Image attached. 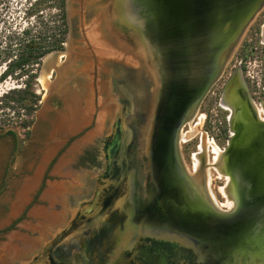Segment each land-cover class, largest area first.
<instances>
[{
  "label": "water",
  "instance_id": "obj_1",
  "mask_svg": "<svg viewBox=\"0 0 264 264\" xmlns=\"http://www.w3.org/2000/svg\"><path fill=\"white\" fill-rule=\"evenodd\" d=\"M263 5L264 0H129L121 26L129 51L126 58L107 62L108 94L101 107L96 101L93 106L94 114L100 108L112 111L104 169L88 213L106 211L110 229H93L75 251L44 264H264V123L250 131L240 128L224 149L231 210H218L194 187L176 142L218 79L222 59ZM66 15V51L59 54L64 60L57 66L52 55L49 73L55 78L48 91L74 109L72 91L67 92L77 81L67 69L73 54L71 0ZM54 113L56 134L66 139L71 132L60 135L58 122L68 112L54 107ZM8 132L16 147L0 193L21 145L18 128L6 126L0 136Z\"/></svg>",
  "mask_w": 264,
  "mask_h": 264
},
{
  "label": "rangeland",
  "instance_id": "obj_2",
  "mask_svg": "<svg viewBox=\"0 0 264 264\" xmlns=\"http://www.w3.org/2000/svg\"><path fill=\"white\" fill-rule=\"evenodd\" d=\"M125 1L71 0L73 35L70 40L73 54L67 69L75 73L77 81L68 86L67 92L72 91L75 104L74 109L64 103L57 108L60 114L68 112L61 115V118L68 117L64 118V128L66 133H71L66 139L59 137L54 128V108L50 106L51 97L46 94L50 73L45 76L46 72H39L37 76L42 77L44 83H34L37 84L33 87L37 107L32 114L20 103L12 101L17 94L3 96L10 89L23 90L30 73L21 78L14 74L0 80V129L17 127L24 142L12 167V178L0 194V264H44L49 257L56 258L75 251L80 240L90 239L93 229H110L106 211L96 215L88 213L94 189L99 185L104 169L102 148L111 109L100 108L94 114L93 106L96 101L101 107L104 95L106 97L104 76L109 69L107 62L112 59L120 61L122 57L126 58L125 53L129 51L125 44L127 40L122 37L126 33L121 27L119 31L122 34L117 29V19L120 26L126 23ZM116 2L118 4L114 6ZM6 64L0 66V75L5 71ZM240 65L250 91L255 93L252 94L254 101L264 100V5L246 26L219 78L198 105L191 123H184L181 127V133H193L186 142L179 143L182 162L189 172L195 173L191 171L193 156L198 152L202 139L208 142L204 159L209 165L205 173L207 175L208 172L209 176V194L219 209L229 210L227 203L234 199L230 177L224 172V155L215 159L211 153V145L224 152L227 140L224 111L218 106L217 89ZM94 81L99 90L96 96ZM67 108L73 110L70 115ZM101 119L103 122L99 123ZM9 153L7 146L0 147V175L4 172ZM89 153L93 154L94 163L87 161ZM222 191L228 194L224 195ZM86 212L88 216L83 215Z\"/></svg>",
  "mask_w": 264,
  "mask_h": 264
},
{
  "label": "flooded vegetation",
  "instance_id": "obj_3",
  "mask_svg": "<svg viewBox=\"0 0 264 264\" xmlns=\"http://www.w3.org/2000/svg\"><path fill=\"white\" fill-rule=\"evenodd\" d=\"M65 10L66 0H0V66L6 63V65H8L10 62H13L15 58L18 59L21 53H25L28 62L23 65V67L26 70L33 69L29 70L30 76L27 80L31 87V91L33 92V87L37 86V84L34 83H38V79L40 78L37 77L39 72H46L45 76H47L49 73V67L53 66V62H51L52 55L56 54L57 56V66H59L64 60V56L60 57L59 54H64L65 52ZM12 54L15 55L13 56ZM243 73V67L240 65L229 74L224 83H222L217 89L219 90L218 106L224 111L223 118L227 128L226 147L228 142L238 135L236 132L240 130V128H245L250 131L249 129L255 124L264 123V100H260L259 102L254 101L252 94L254 95L255 93L250 91V87L246 82ZM49 75L48 85H50L55 78L54 71H50ZM95 88L96 91L99 92L97 84ZM46 94L49 95L48 90ZM212 94L215 95L213 91ZM49 99H51L50 106L52 108L57 107L59 109L63 105V98L61 96L53 95ZM111 111L112 107L110 109V112ZM51 114L52 118L53 112ZM195 114L196 110L187 120V124L191 123ZM62 121H64L63 118H60L58 124H62ZM232 123H235L238 128L232 127ZM58 131L60 133L59 128ZM251 133L252 131L248 134L250 135ZM63 134L64 133L61 132L60 135ZM192 134L193 133L189 135L183 134L180 129L178 137L176 136L178 147L181 141L186 142ZM1 140L7 142H0V147L3 145L10 149L4 172L0 175V182L4 185L8 162L16 147V137L13 133L8 132L0 136V141ZM168 142L169 141L166 138L165 145H168ZM23 143L24 142L21 139L20 150L17 157L21 153ZM206 143L207 147L208 142L206 141ZM212 146L213 145H211V148L213 149L215 146ZM201 148L202 142L198 146V152L193 156V169L191 171H195L196 174L198 172L201 173V176L206 178V184L208 186L209 176L208 172L206 175L205 170L208 168L209 164L205 163V150L202 151ZM215 148L219 152L221 151L220 154L222 153V150H220L219 147ZM224 149L225 148H223V150ZM211 153L215 155L213 150H211ZM220 154L218 156L215 155V159H220ZM17 157L14 159L13 165ZM195 157L199 159L197 167L194 165ZM45 177L46 174L43 176V180ZM11 178L12 175L10 174L8 182ZM3 185L0 186V189Z\"/></svg>",
  "mask_w": 264,
  "mask_h": 264
},
{
  "label": "trees",
  "instance_id": "obj_4",
  "mask_svg": "<svg viewBox=\"0 0 264 264\" xmlns=\"http://www.w3.org/2000/svg\"><path fill=\"white\" fill-rule=\"evenodd\" d=\"M68 33V25H67V15L66 10L64 13V41L66 42V37ZM28 62V59L25 55V53H21L13 62H10L7 65V68L5 71L0 75V80L3 81L7 77H11L15 74L17 78H21L22 76H27L29 73V70L24 69L23 65H25ZM24 89H10L8 92H6L3 96H8L9 94H17L16 98H12V101H16L20 103V105H23V107L27 110L29 114H32L35 111L36 101L37 98L34 96L33 91H31V87L28 84V82L24 83ZM2 96V97H3ZM87 161L94 163V156L92 153H89L86 157Z\"/></svg>",
  "mask_w": 264,
  "mask_h": 264
},
{
  "label": "bare ground",
  "instance_id": "obj_5",
  "mask_svg": "<svg viewBox=\"0 0 264 264\" xmlns=\"http://www.w3.org/2000/svg\"><path fill=\"white\" fill-rule=\"evenodd\" d=\"M118 4V2H116L115 4H114V6L115 5H117ZM128 6H129V0H126L125 1V13H126V9L128 8ZM255 15V14H254ZM253 18V17H252ZM125 21H126V19H125ZM251 21V20H250ZM249 21V22H250ZM127 22V21H126ZM121 24H120V21L117 19V29H118V32L119 33H121V31H119V29H120V26ZM248 25V24H247ZM246 25V26H247ZM246 28V27H245ZM245 28H244V30H245ZM94 29L97 31V32H99V34H102V32H101V30L100 29H98V27L96 26H94ZM244 32V31H243ZM122 34V33H121ZM122 37H123V39H126L127 40V34L126 35H124V34H122ZM240 40V39H239ZM106 41V40H105ZM238 43H239V41L234 45V47H233V49H232V51L226 56V57H224V59H222V70H223V68L226 66V64H227V62L229 61V59H230V57H231V55L233 54V52H234V50H235V48L237 47V45H238ZM106 44H108L109 46H110V43L107 41L106 42ZM125 44H126V49L128 50L129 49V46L127 45V41L125 42ZM107 45V46H108ZM222 70H221V72H222ZM220 72V73H221ZM220 75V74H219ZM219 75H218V77H219ZM217 77V78H218ZM38 82L40 83H44V81H43V79H42V77H40L39 79H38ZM42 85V84H41ZM45 88H47V86L45 87ZM44 88V90H46ZM48 90V89H47ZM107 92V91H106ZM105 94V93H104ZM197 110V109H196ZM64 118H66V119H68V117H63V120H64ZM103 122V120L101 119L100 121H99V123H102ZM187 122V121H186ZM232 127H237L238 128V126H236V124L235 123H232ZM181 129V128H180ZM180 129H179V131H178V133H177V137H178V134H179V132H180ZM59 130H60V133L62 132V133H64V134H66V129L64 128V121H62V124H60V127H59ZM68 132V131H67ZM203 138V137H202ZM206 140L205 139H203L202 140V151H204L205 150V148H204V146L206 147ZM177 147H178V143H177ZM213 147V146H212ZM213 152L215 153V155H219L220 154V152L215 148V147H213ZM178 151H179V147H178ZM179 153V152H178ZM180 154V153H179ZM223 155H224V152H222V155H221V158L223 157ZM181 157V156H180ZM195 162H194V165H195V167H197V164H198V162H199V159L198 158H196L195 157V160H194ZM221 162V161H220ZM220 162H219V164H220ZM182 164H183V168H184V170L186 171V173L188 174V176H189V178H190V180L192 181V183H193V185H194V187L199 191V192H201V193H204V194H206V196H208L209 198H210V202L216 207V205L214 204V201H212V198L210 197V194H209V190H208V186H207V184H206V178H203L202 176H201V173H191V172H189L188 171V169H187V167L185 166V164L182 162ZM227 178H228V175H227ZM229 179V178H228ZM223 192V194L224 195H226V193L228 194V192H224V191H222ZM228 197H229V195H228ZM230 198V197H229ZM227 206L230 208L229 210H231L234 206H235V203H234V201H232L231 199L229 200V202L227 203ZM217 208V207H216ZM218 210H220L219 208H217ZM90 211V208H89V210H88V212ZM87 213V212H86ZM106 219V218H105ZM102 226V225H101ZM2 261H3V259H2ZM4 264V263H3Z\"/></svg>",
  "mask_w": 264,
  "mask_h": 264
}]
</instances>
